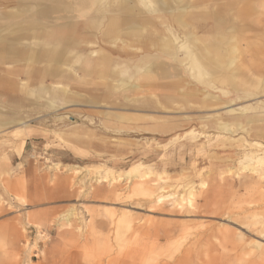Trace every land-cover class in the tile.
<instances>
[{"label":"rangeland","instance_id":"rangeland-1","mask_svg":"<svg viewBox=\"0 0 264 264\" xmlns=\"http://www.w3.org/2000/svg\"><path fill=\"white\" fill-rule=\"evenodd\" d=\"M138 1V18L154 33L111 43L108 14L72 9L77 40L57 46L58 60L42 42L0 43L16 51L0 53V264H264V53L256 63L251 54L261 42L236 34L248 42L238 44L233 69L205 63L213 79L206 86L193 78V53L175 23L165 28L164 14ZM179 2L175 12L194 10L198 25L212 26L218 12L223 33H233L231 0ZM45 23L62 36L66 22ZM5 28L2 37L20 26ZM159 39L166 54L152 44ZM227 50L221 44L218 56ZM43 51L41 60L26 55ZM147 56L178 76L145 86L131 65ZM232 86L248 97L235 101ZM133 165L150 172L151 197L125 179Z\"/></svg>","mask_w":264,"mask_h":264},{"label":"bare ground","instance_id":"bare-ground-1","mask_svg":"<svg viewBox=\"0 0 264 264\" xmlns=\"http://www.w3.org/2000/svg\"><path fill=\"white\" fill-rule=\"evenodd\" d=\"M71 1L72 3L70 5H65V3H63V0H0V4L4 7L2 12L0 11V34L4 31L5 27L8 29L15 25L18 27L20 26L19 29L9 31L5 37L0 36V43L10 44L12 42L21 41L25 39L42 42V43H45V45H47L48 47L54 46V50H53L54 53L51 57H56L62 53V51L59 50L57 46L59 45L65 46V45L73 44L77 40V38L76 37L74 38L73 36L76 30L75 29L76 23L71 22L72 16H71V13L68 12V10H72V9H75L76 11H88L90 8H93L94 11L91 12L93 14H97L101 16L108 14L106 16L107 17L106 35L112 38V41H110L111 43H114L115 41L119 39V37H121L123 34H126V33L130 34V33L143 32V34L145 33L150 34V33L155 32V29L153 28L152 24L148 20H142V19L140 20L138 18L139 16L138 15L139 9L137 6L139 2L138 0H71ZM144 1L146 2L145 7L148 10L159 11L164 14L161 17H159V19L161 20L163 24H165V28L170 25V22L175 23L177 29L182 34V37L180 38L182 39L183 46L185 45V47L189 48L191 52L193 53V56L190 58L187 57V60L190 61L189 67L193 69L194 71L193 78L197 82L202 83L206 86L211 85L213 79H212L211 74H209V72H207L206 70L207 62H208V65L212 67V70H213V67L214 68H217V67L224 68V69L226 68L228 71L233 69L236 53L238 51L237 49L238 44L241 41L246 43L248 42V39L241 40V38H238L236 34L230 35V34L222 33L224 27L228 24L226 23L225 20L220 18V16L218 15L219 13L213 14V17H212L213 25L206 27V26L196 24L197 17L192 16V13H191V11H194V10H191L190 12H188L187 9H185V6H183L181 7L182 9H179L178 11L175 12L173 5H175V7H179L178 6L180 3L179 0H144ZM254 9H256L255 6L250 4L249 10L256 14V11ZM260 13L264 16V11ZM165 15H167L168 18H165L164 17ZM22 16L29 17L30 19V21H27L26 23H24V26L19 24V21L21 20ZM45 19H48V20L55 19L56 21L63 20L64 22H66L65 27L61 29L63 32L62 36H57V35L52 36V32L47 31L45 29V25H46ZM256 21H257L256 19L255 20L252 19L251 23L256 26ZM188 23H192L193 29H195V27L196 28L199 27L200 29L204 28L206 33H210L212 35H209V36L205 35L202 38V37H198L197 33H192V32L190 33L188 31L189 30ZM195 25H198V26H195ZM229 27H231V25H229ZM231 28H234V27L232 26ZM23 32H26L29 34L24 35ZM141 36L142 35H140V37ZM152 44L155 45V47L158 46L159 47L158 49H160V51L163 54L164 53L166 54L168 52L169 44L165 42L163 39L162 40L159 39L157 41L155 40L152 42ZM221 44H224L228 47V50L225 52L226 55L224 57H220L217 54V49L221 47ZM194 51L197 52L196 53V55L198 54L197 56L194 55ZM4 52H5V56L7 57L8 54L13 55L16 51H15V48H10L6 51L4 49L3 50L0 49V53H4ZM26 55L30 56L28 57V59L30 58L33 60H37L38 58L46 57L47 53L46 51H43L42 53L33 52L32 54H26ZM131 68L139 72L141 71L140 75L144 76L143 78H140L141 83L149 87L155 84L156 81L160 78L170 79L171 76L177 75V70H179V69L177 70L174 69L167 62L158 61L157 59L150 57V56H147L146 58L142 60H138L132 63ZM113 79H115V77H113ZM224 81L228 82L226 78H224ZM121 85L126 86V82L122 81ZM237 86H241V85H237ZM261 86H263V89H264V84L261 83ZM134 89H139V86L138 87L134 86ZM240 91L241 90L233 88L232 86V88L229 90V93L233 92L235 94V98H234L235 101L239 100L240 98L248 97L247 95L239 97V93H241ZM49 107H52V106L50 105ZM249 122L250 121H246V124L245 125L243 124L244 128L246 129L248 128ZM4 125H7V123H0V126H4ZM224 126L227 127L229 126V124L224 125ZM224 130L227 131L228 129H224ZM245 132H249V131L246 130ZM259 133L261 134V132ZM248 144L252 147H258L257 142H252ZM262 159L264 160V156L262 157ZM258 160L261 161V158H258ZM141 167L142 166L140 165H137V166L133 165L130 168L133 170L131 172H130V169L126 171L124 173L125 174L124 177L125 179L128 178V180L129 178L137 179L138 182L136 181L137 183L134 187V192H138L140 195H144L145 197L146 196L151 197L152 193L149 191L148 189L149 187H147L148 184L145 182V179L147 180L148 178L151 177L150 172H146L145 170L140 171ZM131 175H134V176L132 177ZM119 180L115 179L113 181H115L114 183H118ZM156 185H157L156 183L152 184V186H156ZM170 197L171 196L158 198V201L160 203L163 200V198L169 199ZM263 234H264V230H263Z\"/></svg>","mask_w":264,"mask_h":264},{"label":"crops","instance_id":"crops-1","mask_svg":"<svg viewBox=\"0 0 264 264\" xmlns=\"http://www.w3.org/2000/svg\"><path fill=\"white\" fill-rule=\"evenodd\" d=\"M231 1L233 4H230V6H232L233 10L230 11V14L234 13V19L232 16V19H231V21H229V23H230L231 27L233 26L234 28H231L229 26H227V27L230 30H232V32H233L232 35L238 34L239 32H245V31L249 32L250 34L252 33V35H255V36L257 35V38L261 42V46H260L261 49L251 50V54H255V56H256V58H254V62L256 63V62H258L257 58L259 56L262 57V53H260L259 55H257L256 53H259V52L264 53V45H263V41L261 39V37L264 36V16L260 13V12L264 11V2H259L260 0H231ZM250 4L255 6L256 9H254V10L256 11V14L251 12L249 9H247ZM218 10L220 12L222 11V9H220V8ZM216 13H218V12H216ZM218 15H220V14H218ZM252 19L257 20L255 28H252L253 29L252 31L250 29L242 30L245 22L248 20L251 21ZM250 34H247V36H249ZM53 58H55V60H58L57 57H53ZM39 59L41 60L42 58H38L37 60H39Z\"/></svg>","mask_w":264,"mask_h":264}]
</instances>
